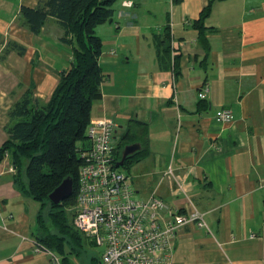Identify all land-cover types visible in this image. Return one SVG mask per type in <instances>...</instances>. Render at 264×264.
Masks as SVG:
<instances>
[{
	"label": "crops",
	"instance_id": "0c3cea01",
	"mask_svg": "<svg viewBox=\"0 0 264 264\" xmlns=\"http://www.w3.org/2000/svg\"><path fill=\"white\" fill-rule=\"evenodd\" d=\"M40 1L0 0V147L13 103L30 86L47 101L72 60L55 18L38 34L24 25L20 8ZM208 4L205 47L194 22ZM95 33L104 79L90 121L113 120L117 143L129 120L146 123L147 152L125 168L136 195L196 208L210 229L183 226L168 264H264V0H116L112 21ZM223 109L230 122L216 121ZM11 165L9 156L0 162V264H50L29 235L37 206Z\"/></svg>",
	"mask_w": 264,
	"mask_h": 264
},
{
	"label": "trees",
	"instance_id": "16d2710c",
	"mask_svg": "<svg viewBox=\"0 0 264 264\" xmlns=\"http://www.w3.org/2000/svg\"><path fill=\"white\" fill-rule=\"evenodd\" d=\"M182 0H173L180 3ZM116 0H41L36 7L22 6L20 15L24 25L34 34L41 31L49 17L55 18L63 28L61 42L71 47L72 60L60 73L59 80L47 101L34 96L33 86L27 88L9 110L11 124L7 127L8 139L0 147V162L9 156L14 167L13 181L28 198L38 203L36 214L38 232L34 240L40 247L63 251L64 240L78 243V231L66 213L73 207L78 186L80 159L77 148L88 143L87 127L91 107L101 95L104 75L99 66L102 40L95 27L110 22ZM210 12L208 4L194 25L199 40L206 45L202 22ZM161 52H170V34H162ZM162 56V55H161ZM174 74H178V60L173 61ZM148 126L129 120L118 140L115 159H121L126 145L140 143L143 151L126 157L123 167L147 152ZM70 177L72 194L59 204L52 203L48 195L61 181ZM46 209L45 217L43 210ZM73 216V212L72 215ZM71 219V217H70ZM46 220L52 229L46 225ZM64 261V259H63ZM98 264V261H97Z\"/></svg>",
	"mask_w": 264,
	"mask_h": 264
},
{
	"label": "built area",
	"instance_id": "2783aa9c",
	"mask_svg": "<svg viewBox=\"0 0 264 264\" xmlns=\"http://www.w3.org/2000/svg\"><path fill=\"white\" fill-rule=\"evenodd\" d=\"M208 90L204 84L197 93L199 99H205ZM215 119L227 123L233 114L223 109ZM115 129L111 119L92 120L87 145L77 148L80 165L72 223L95 246L104 248L98 264H168L183 226L210 229L196 208L174 210L155 194L136 195L130 176L115 165ZM14 170L11 165L9 171ZM51 259L60 264L57 257Z\"/></svg>",
	"mask_w": 264,
	"mask_h": 264
},
{
	"label": "rangeland",
	"instance_id": "374dc122",
	"mask_svg": "<svg viewBox=\"0 0 264 264\" xmlns=\"http://www.w3.org/2000/svg\"><path fill=\"white\" fill-rule=\"evenodd\" d=\"M150 20H154V18H149ZM118 143H116L117 146ZM119 169L121 171H124L127 174V170L120 166ZM132 181V180H131ZM37 211L39 208L38 203H36ZM35 208H29V215H31V224H30V232L29 235L34 237L35 231L38 232V226L36 224V218H33V211ZM46 209L43 210V214L45 217ZM66 213L69 214L68 221L70 223V220L72 222V208L66 207ZM37 214V212H36ZM71 217V219H70ZM71 224V223H70ZM46 225L49 227V229H52V226L49 224V222L46 220ZM79 240L78 243H74L71 239L64 240V246L63 251L59 252L55 249H47L48 252L41 250L42 252H46L47 259L49 258L50 264H54L53 260L51 259V256H55L59 259L60 264H97V261L100 259L101 253L104 251L103 247L95 246L88 238L84 236L81 232L78 233ZM64 259V261H63Z\"/></svg>",
	"mask_w": 264,
	"mask_h": 264
},
{
	"label": "water",
	"instance_id": "95a60500",
	"mask_svg": "<svg viewBox=\"0 0 264 264\" xmlns=\"http://www.w3.org/2000/svg\"><path fill=\"white\" fill-rule=\"evenodd\" d=\"M140 148L138 143L126 145L122 151L121 159L116 162V167L123 166L127 156L133 154ZM73 192V181L70 177L64 178L61 183L56 186L48 195L49 200L54 204H59L64 199L68 198Z\"/></svg>",
	"mask_w": 264,
	"mask_h": 264
}]
</instances>
